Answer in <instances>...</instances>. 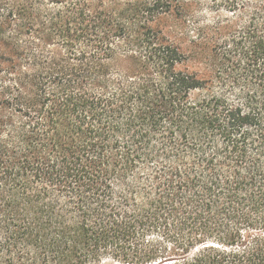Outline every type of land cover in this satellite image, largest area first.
Masks as SVG:
<instances>
[{"label": "trees", "instance_id": "1", "mask_svg": "<svg viewBox=\"0 0 264 264\" xmlns=\"http://www.w3.org/2000/svg\"><path fill=\"white\" fill-rule=\"evenodd\" d=\"M0 264H264V0H0Z\"/></svg>", "mask_w": 264, "mask_h": 264}]
</instances>
